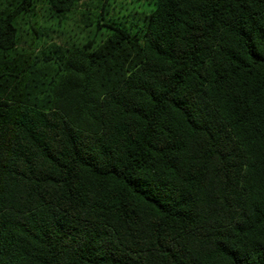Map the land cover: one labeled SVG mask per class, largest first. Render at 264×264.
<instances>
[{
    "label": "trees",
    "instance_id": "trees-1",
    "mask_svg": "<svg viewBox=\"0 0 264 264\" xmlns=\"http://www.w3.org/2000/svg\"><path fill=\"white\" fill-rule=\"evenodd\" d=\"M0 264H264V0H0Z\"/></svg>",
    "mask_w": 264,
    "mask_h": 264
},
{
    "label": "rangeland",
    "instance_id": "rangeland-1",
    "mask_svg": "<svg viewBox=\"0 0 264 264\" xmlns=\"http://www.w3.org/2000/svg\"><path fill=\"white\" fill-rule=\"evenodd\" d=\"M141 17V16H140ZM139 17V18H140ZM142 19L143 18H140V19H138V16H136L134 19H132L130 16L129 17H127L126 18V23H130V22H136V21H138V22H140V24H141V21H142ZM78 21V19L76 20V22ZM78 23V22H77Z\"/></svg>",
    "mask_w": 264,
    "mask_h": 264
}]
</instances>
